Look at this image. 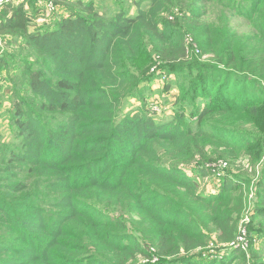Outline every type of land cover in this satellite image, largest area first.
Here are the masks:
<instances>
[{
  "label": "trees",
  "instance_id": "1",
  "mask_svg": "<svg viewBox=\"0 0 264 264\" xmlns=\"http://www.w3.org/2000/svg\"><path fill=\"white\" fill-rule=\"evenodd\" d=\"M59 1L33 32L35 0L0 9V38L23 39L37 67L12 86L15 141L0 146V264H134L146 240L157 264H195L193 252L234 243L243 216L249 248L209 264H264V0H141L133 16L122 0L109 15ZM152 67L192 76L191 100L209 102L194 128L126 110L145 103ZM214 157L238 173L200 196L177 166L197 161L204 178Z\"/></svg>",
  "mask_w": 264,
  "mask_h": 264
},
{
  "label": "rangeland",
  "instance_id": "2",
  "mask_svg": "<svg viewBox=\"0 0 264 264\" xmlns=\"http://www.w3.org/2000/svg\"><path fill=\"white\" fill-rule=\"evenodd\" d=\"M47 0H35V8L26 5L25 8L28 10L29 16V32H33L39 27L47 26L45 22H49L58 17L60 11L57 9L54 13L49 14L45 10L44 3ZM86 1V0H83ZM97 9L101 10L104 14L109 15L116 12L119 9V5L115 0H93ZM141 0H122L120 5L123 7L122 10L126 11L128 15L130 11L134 9V13L136 11L135 3ZM145 0H143L144 2ZM55 6L60 2L59 0H52ZM20 3V0H14L13 4L15 6ZM144 5V4H143ZM34 6V5H33ZM31 7V8H30ZM58 7V6H57ZM215 12L216 10H212L209 14L208 20L215 22ZM64 13H61V16ZM231 26L239 33H247L249 31V27L247 22L243 18L232 17L231 18ZM14 39L8 37L6 39L0 38V57L3 59V62H0V146L1 145H10L15 141V133L12 125L13 113H14V100L15 97L11 93L12 86L17 83L19 78H21V74L23 72V68H30L35 70L37 67L33 65L35 58L27 56L25 50L22 48L23 39H17V41H13ZM208 58H201V61H206ZM208 61V60H207ZM155 68V67H152ZM153 73L151 82L146 84L141 88L140 95L145 98V103L139 102L137 98L129 99L125 103L126 110H130L131 108L145 107L148 110V115L153 117L156 121H169L171 118L180 117V121L183 119L186 127L194 128L196 125V113L202 107L205 106L206 100L201 98L193 103L192 99V76L188 72H183L179 74L174 71H163L158 70ZM194 71L192 72V75ZM238 92H242L241 90ZM205 94H210V91L207 90ZM253 94V93H252ZM214 161L222 160L227 162V168L225 169L224 177H217L213 174L211 169V163H205L204 167L207 169V172L210 174L206 177H200L193 171V166L197 168V161H193L192 164L185 166H177L178 169L183 171V173L188 174L191 178H193L198 184V193L200 196H209V195H218L219 189L222 184V181L226 176H231L232 174H237L238 172L235 170V162L231 163L228 159H219L214 157ZM245 163L244 159H240ZM239 160V161H240ZM238 161V162H239ZM208 166V168H207ZM212 173H210V171ZM232 173V174H231ZM124 220L127 222L131 220H138L136 216L128 215V213H124ZM244 224V223H243ZM243 224L239 227V232L237 239L234 244H239L242 241L245 242L244 247L249 248L248 239L250 236L249 229L245 228ZM128 230L131 232L132 228L128 225ZM248 230V232H247ZM139 238L143 241V238L138 233ZM254 247L257 251H260L262 246L264 245V237H260V240H255ZM149 253L145 257L139 258L134 264H157L159 262L156 257L153 247L148 240H146ZM233 246H224L223 248L214 249L212 246L206 247L202 251H195L188 256H197L193 260L195 264H209V262L218 260L221 261L223 259H227L229 254L232 251L237 249ZM184 255V254H183ZM230 264V263H226ZM231 264H242L238 262H232ZM246 264V263H245Z\"/></svg>",
  "mask_w": 264,
  "mask_h": 264
},
{
  "label": "built area",
  "instance_id": "3",
  "mask_svg": "<svg viewBox=\"0 0 264 264\" xmlns=\"http://www.w3.org/2000/svg\"><path fill=\"white\" fill-rule=\"evenodd\" d=\"M14 0H0V9L3 8L4 6L8 5V4H11L13 3ZM44 6H45V10L49 13V14H52L54 13L56 10H57V6L54 5V3L52 2V0H47L45 3H44ZM191 40L189 39L187 41V43H190ZM197 52V51H196ZM155 68H153L151 70V72H154ZM227 162L225 161H222V160H218V161H215V162H212L211 163V169H212V172L213 174H215V176L217 177H223L224 174H225V169L227 168ZM208 168V166H207ZM209 169V168H208ZM248 222V218L247 216H243V219L241 220V223H240V226L243 224V226L245 227V224ZM239 226V227H240ZM246 228V227H245ZM245 242H241L239 244H234L232 243L231 246H233L234 248H236V245H239L237 246V248H242L244 249V245Z\"/></svg>",
  "mask_w": 264,
  "mask_h": 264
},
{
  "label": "crops",
  "instance_id": "4",
  "mask_svg": "<svg viewBox=\"0 0 264 264\" xmlns=\"http://www.w3.org/2000/svg\"><path fill=\"white\" fill-rule=\"evenodd\" d=\"M136 1H138V0H136ZM130 16H133L135 13H134V9H132L131 11H130Z\"/></svg>",
  "mask_w": 264,
  "mask_h": 264
}]
</instances>
